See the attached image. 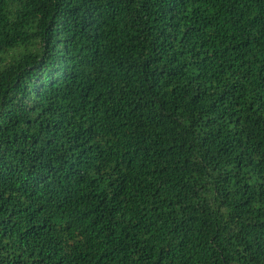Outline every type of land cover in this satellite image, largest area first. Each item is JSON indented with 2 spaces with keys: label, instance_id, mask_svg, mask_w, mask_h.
Listing matches in <instances>:
<instances>
[{
  "label": "trees",
  "instance_id": "trees-1",
  "mask_svg": "<svg viewBox=\"0 0 264 264\" xmlns=\"http://www.w3.org/2000/svg\"><path fill=\"white\" fill-rule=\"evenodd\" d=\"M0 264H264V0H0Z\"/></svg>",
  "mask_w": 264,
  "mask_h": 264
}]
</instances>
